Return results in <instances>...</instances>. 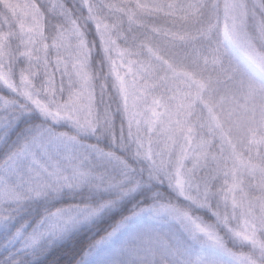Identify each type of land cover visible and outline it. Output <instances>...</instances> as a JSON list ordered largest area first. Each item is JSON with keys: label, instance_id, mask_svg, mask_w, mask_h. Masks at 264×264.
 I'll list each match as a JSON object with an SVG mask.
<instances>
[{"label": "rangeland", "instance_id": "374dc122", "mask_svg": "<svg viewBox=\"0 0 264 264\" xmlns=\"http://www.w3.org/2000/svg\"><path fill=\"white\" fill-rule=\"evenodd\" d=\"M122 1L118 2L122 7L174 13L180 7L192 8L199 0ZM215 1L222 6L219 35L227 55L224 67L214 60L205 61L204 70H186L155 52L149 54L158 60L154 67L151 63L136 66L117 42L109 41L107 47L113 46L134 131L143 134L142 124L148 126L149 136H139L144 140L139 143L142 156L156 162L157 172L186 192L195 205L211 211L232 239L252 245L262 241L264 227V53L253 38L261 35L259 30L252 36L248 30L244 1ZM3 2L17 23L31 68L22 82L26 95L43 119L70 127L73 122L80 131L89 116L83 41L71 27L48 42L33 0ZM87 2L99 14L96 22L106 39L111 27L106 23L109 2ZM4 65L0 49L1 80L18 92L19 87L5 76ZM7 106L0 99V109ZM109 162L107 156L66 133L41 131L0 169V216L23 201L79 188L91 178L101 180L105 177L96 174ZM104 208L56 211L36 226L22 249L30 251L62 237L89 223ZM80 264L262 263L251 255L228 251L214 226L180 208L158 205L119 225Z\"/></svg>", "mask_w": 264, "mask_h": 264}, {"label": "trees", "instance_id": "16d2710c", "mask_svg": "<svg viewBox=\"0 0 264 264\" xmlns=\"http://www.w3.org/2000/svg\"><path fill=\"white\" fill-rule=\"evenodd\" d=\"M33 1L42 15L43 37L48 42L71 27L83 41L88 72V122L78 131L76 123H71L72 128L41 117L22 87L31 69L24 56L23 38L14 17L0 0L4 74L19 87L15 92L0 77V99L8 104L0 109V169L45 130L66 133L107 156L110 162L96 174L105 177L101 180L91 178L79 188L47 193L10 206L0 216V264H80L119 225L158 205L180 208L192 218L214 226L228 251L251 255L264 264V227L260 243L251 245L235 236L232 239L211 211L195 205L186 192H180L170 179L157 172L156 162L142 156L139 143L144 140L140 137L149 136L148 126L142 124L143 134L134 131L130 100L120 85L124 83L120 81L113 46L107 47L109 41L117 42L136 66L151 63L154 67L158 60L151 59L149 54L155 52L168 58L171 65L186 70H204L205 61L214 60L224 67L227 55L219 35L221 4L199 0L189 9L180 7L174 13H159L122 7L118 3L122 0H106L111 11L106 23L111 27L107 28L109 37L104 39L96 22L95 15L99 14L87 0H54L57 8L51 0ZM243 1L249 11L248 30L251 36L259 30L261 35L257 33L253 38L264 53V0ZM155 96L152 90L154 100L158 97ZM210 118L208 114V123ZM103 205L104 210L89 223L55 240L42 242L33 250L22 249L23 241L46 216L64 209H94Z\"/></svg>", "mask_w": 264, "mask_h": 264}, {"label": "bare ground", "instance_id": "6f19581e", "mask_svg": "<svg viewBox=\"0 0 264 264\" xmlns=\"http://www.w3.org/2000/svg\"><path fill=\"white\" fill-rule=\"evenodd\" d=\"M245 61L248 63L249 66L253 67L252 63H250L248 60H245ZM254 71L257 73L256 70H254Z\"/></svg>", "mask_w": 264, "mask_h": 264}]
</instances>
